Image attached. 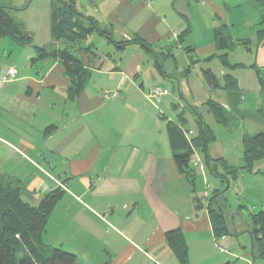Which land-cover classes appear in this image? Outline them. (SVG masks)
<instances>
[{
  "label": "crops",
  "instance_id": "crops-1",
  "mask_svg": "<svg viewBox=\"0 0 264 264\" xmlns=\"http://www.w3.org/2000/svg\"><path fill=\"white\" fill-rule=\"evenodd\" d=\"M74 2L79 12L94 18L114 41L130 42L139 37L149 43L151 50L141 46L154 54L158 69L149 67V62L143 66L138 50L131 58L120 57L128 46L138 43L114 44L98 32L87 34L73 47L78 52L75 55L91 72V78L94 71L97 79L90 82V78L74 99L67 97L68 79L57 60L31 61L32 57L30 67L39 63L32 73L0 64V74L9 67L18 71L13 81L0 84V175L19 180L23 186L21 196L24 194L26 199L22 198L31 205L38 204L41 195L48 191L55 188L63 191L48 217L43 241L74 253L76 264H179L165 240V233L175 229L186 240L191 264H231L228 256H236L234 248L223 251L218 247L228 244L238 233L245 232L249 237V228L236 229L234 236L215 238L207 201L202 202L195 193V185L177 170L165 125L163 129V123L156 117L155 106L164 97L150 100L154 107H149L145 104L143 86H137L135 79L142 76L146 82H152L150 88L164 87L161 83L169 75L178 72L188 77L198 63L219 61L204 58L216 52L213 28L224 22L234 39L250 40L247 47L236 46L243 47L247 56L233 52L236 47L227 55L229 59L232 52L234 61L229 62L242 65L231 72L238 81V96L235 100L225 92L222 102L206 96L240 120L244 113L256 118L257 111L263 114L260 80L264 84V45L257 43L254 30L260 19L259 9L252 19L243 16L234 21L226 18L223 8L238 7L240 3L235 0L232 6L225 0ZM32 3L31 0L29 5ZM241 21H245L254 37L239 35L235 27ZM187 28L188 33L180 37ZM95 33L115 50L102 53L92 42ZM186 47L191 49L184 50V56L174 53V48ZM153 48H158V53ZM27 54L30 57L31 53ZM158 55L171 57L175 69L163 71ZM204 68L219 78L227 72L222 65L219 74L211 67L200 70ZM241 71H254L255 90L242 91L241 75L237 74ZM134 84L141 88L133 89ZM249 97L254 108L245 106ZM185 106L177 99L171 107L176 116L184 111L187 120L190 116ZM190 120L192 137L197 135L198 128L195 119ZM207 152L214 158L208 149ZM259 163L250 172L260 173ZM194 168L195 178L199 174L209 184L204 165ZM96 179L100 182L95 183ZM44 185L48 188L44 189ZM194 197L200 200V208ZM251 254L250 247V254H244L245 260Z\"/></svg>",
  "mask_w": 264,
  "mask_h": 264
},
{
  "label": "trees",
  "instance_id": "trees-1",
  "mask_svg": "<svg viewBox=\"0 0 264 264\" xmlns=\"http://www.w3.org/2000/svg\"><path fill=\"white\" fill-rule=\"evenodd\" d=\"M252 1L260 12L259 22L254 27L257 43L264 45V0ZM13 10L15 9L7 5H0V40L8 37L14 46L32 45L35 56L31 61L57 60L63 74L68 79L67 97L77 98L90 80L91 72L74 51L67 47L48 49L46 46L33 44L32 36L15 19ZM49 15L52 38L63 40L70 47L79 44L87 34L98 32L106 35L114 44L123 46L130 42L139 43L151 50L150 44L139 37H134L130 42L114 41L107 31L100 29L94 18L85 16L77 10L74 0H51ZM188 31V28L185 29L181 32L180 37H184ZM213 33L216 52L204 60L211 61L218 58L227 72L219 78L209 68H204L201 69L202 77L210 88L222 89L236 100L239 85L231 70L242 67V65L231 64L227 55L237 45L247 47L250 40L248 38L234 39L229 27L224 22L215 25ZM190 49V47L184 48L187 52ZM260 85L264 91V84L261 80ZM204 104L217 123L227 124L231 119V111L223 105L212 99H207ZM231 104L233 103L231 102ZM174 107L177 106L174 105ZM185 110H189L195 115L197 135L189 139L185 136V132L189 129L183 127L187 122L184 111L177 114L176 121H166L165 130L174 164L191 184H194L195 179V168L190 164L193 147L203 152L209 173L226 181L227 184L230 180L237 179L241 170L250 172L257 161H264V130L254 134L243 133L241 136L243 163L240 167L229 163L224 157L211 158L208 155L207 146L215 140L212 128L202 120L195 106H185ZM160 117L162 116L160 115ZM22 190L23 186L19 180L9 175H0V264H76L77 256L74 253L58 246H48L43 241L48 217L55 204L61 199L63 191L59 188L48 191L42 195L38 204L31 205L22 198ZM220 192V189L213 190L212 195L206 200V209L215 238L231 234L226 224L223 207L217 201V195ZM194 202L197 208L201 207L198 198L194 197ZM249 218L251 227L247 232L251 237L253 258L264 260V209L251 213ZM165 240L179 264H191L186 240L178 229L167 231Z\"/></svg>",
  "mask_w": 264,
  "mask_h": 264
},
{
  "label": "rangeland",
  "instance_id": "rangeland-1",
  "mask_svg": "<svg viewBox=\"0 0 264 264\" xmlns=\"http://www.w3.org/2000/svg\"><path fill=\"white\" fill-rule=\"evenodd\" d=\"M30 1L31 0H0V5H7L15 9L12 11L15 19L19 23H21L24 29H26L27 32L32 36L33 44L57 48L67 47L73 50L75 54H78L77 50H74L73 47H70L69 44L59 43L52 40L50 34L49 17V5L51 4V0H32L33 3L29 5ZM225 1L228 3V5L232 6L233 4L231 3L234 0ZM235 1L240 3L238 7H228L227 9L223 8V11L226 14V18L229 19L231 17L232 20L236 21V19H242L243 16H245V19H252L255 11L257 12L258 10L253 1ZM220 2H223V0H220ZM237 24L238 25L235 27V30L239 31V35L242 34L245 36L254 37V34L251 33L252 30H248V26L245 25V21L238 22ZM92 38V42L95 46H98V49L102 53L106 54L109 51L115 50L112 45L106 43L96 33L92 35ZM153 49L154 52L158 53V48ZM136 50H138L139 52L138 55L143 62V66H146L147 62H149V67L155 66V68L158 69L154 54L151 51L146 50L139 43L138 45L128 46L126 51L123 54L119 55L124 59L131 58L137 53ZM27 52L31 53L30 57L27 56ZM175 52H180L182 56L185 55L184 49L174 48V53ZM233 52H241L240 54L242 56H247L243 47H236L235 51ZM34 56L35 51L32 45L13 47V42L8 37H4L0 40V64L14 65L17 70L25 69L28 70V72L32 73L37 69V66L39 65L38 62H35L32 67L29 66L30 59ZM158 60L160 62L161 69H164L163 71L166 72L168 70L171 72L173 71V69H175L174 60H172L171 57L166 58L158 55ZM229 60L231 62L234 61L232 58V52H230ZM177 61L179 64L180 60L178 59ZM200 67H211V69L216 74H219L221 65L217 59H214L209 63H198L197 66L194 67L193 70H191V72L188 74V77L180 73L178 74V72H176V75L173 74L172 76L169 75L165 77L161 84L164 85V87L168 90V95L164 96L161 104H157L155 106L156 117L163 123L164 129V125L167 119L177 120V116L175 115V113H173V109L171 107L172 103H175L177 99L179 103L181 101V103L186 106H195L197 112L201 115L202 120L212 128L215 135V140L209 143L207 146L210 155L214 158L224 157L229 163L240 167L243 163L241 159V136L244 132L254 134L256 132L264 130V91L261 95L263 99V105H261L260 107L263 108V114L257 111L256 113H259L258 115H256L257 117L251 118L249 117V115L245 116L244 113V118L241 120L237 118L238 116L236 114H234L227 124L217 123L213 115L208 111V108L206 104H204V102L209 99V96L206 95H210L212 99H217L219 102H222L225 91L222 89L210 88L202 77ZM102 68L104 69L105 66H103ZM246 73L243 71L237 73L238 75H241L240 85L242 91H245V93L247 92V90L250 91V89L255 90V88L253 87L254 85H257L254 71H250V73H248L251 74L250 77ZM1 75L2 74H0V76ZM94 78L95 72L93 71L90 82H92ZM95 80L97 79L95 78ZM135 81L137 86L139 84H142V91H144V95L147 98V94L151 89L150 87L153 86L152 82H146L142 76L139 78L136 77ZM177 82L179 83V85L177 84ZM137 86L135 84L131 85L133 89L141 88L140 86ZM145 104H147L149 107H154L152 106L153 103H151L148 98L147 101H145ZM249 105H251L253 108L255 107L253 100L250 97L248 102L245 101V106L248 107ZM162 113L165 116L161 118L160 114ZM187 115L188 117H190H187V122L183 127L185 129H190V127L192 126L190 118L193 117V119H195V115L189 110H187ZM196 152L199 160L204 165L206 176L209 179V184H206V182L202 181V178H200L199 174L196 175V178L194 180L196 195L202 199V202H204L212 195L214 189H220L221 192L217 195V201L223 207L226 224L229 231L231 232V234L229 235L235 233L236 229H238L239 231H244L247 228H250L251 222L249 215L251 211H258L259 209L264 208V161H258L260 162V173H252L240 169L241 171L237 179L230 180L227 184L226 181L221 180L220 178L209 173L205 165L203 152L200 150ZM244 177L245 179L244 181H242ZM22 196L24 199H26L24 194H22ZM250 238L251 237H248V234H245V232L241 234L238 233V236H234V238L229 240L228 244L222 243L223 246L219 245L218 249H222L223 251H232V248H234L233 252L236 253V256H228L231 264H264L263 259L257 257L253 258L252 254L249 256L248 261L245 260L244 254H250Z\"/></svg>",
  "mask_w": 264,
  "mask_h": 264
},
{
  "label": "built area",
  "instance_id": "built-area-1",
  "mask_svg": "<svg viewBox=\"0 0 264 264\" xmlns=\"http://www.w3.org/2000/svg\"><path fill=\"white\" fill-rule=\"evenodd\" d=\"M17 76V70L14 67H9L5 70V72L0 76V84H4L7 82L13 81ZM168 95V90L165 87H154L151 88L149 93L147 94V98L149 100H155V99H160L163 98L164 96ZM192 135V131L188 130L185 132V136L189 139ZM193 152L190 157V164L193 167L198 166L200 163L199 157L197 155V150L193 147ZM100 182V179H96L95 183ZM44 189H47L48 186L44 185Z\"/></svg>",
  "mask_w": 264,
  "mask_h": 264
}]
</instances>
